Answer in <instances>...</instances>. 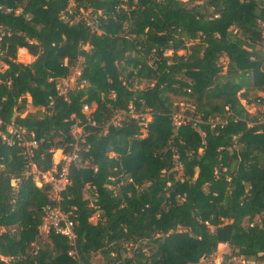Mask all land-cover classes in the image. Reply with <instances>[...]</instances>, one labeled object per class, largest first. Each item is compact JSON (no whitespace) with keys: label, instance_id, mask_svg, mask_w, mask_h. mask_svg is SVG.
<instances>
[{"label":"trees","instance_id":"1","mask_svg":"<svg viewBox=\"0 0 264 264\" xmlns=\"http://www.w3.org/2000/svg\"><path fill=\"white\" fill-rule=\"evenodd\" d=\"M67 9L90 11L96 29ZM263 24L264 0H0L1 128L32 135L47 170L54 150L69 151L74 119L86 122L82 107L96 106L60 204L76 215L79 264H197L220 244L224 264L264 263V126H248L240 103L264 91ZM19 49L34 60L18 62ZM76 68L59 95L54 81ZM170 96L196 104L186 114L204 137L191 122L174 127ZM28 105L37 112L23 116ZM130 107L150 111L145 135ZM116 112L126 115L113 126ZM0 163V264H76L64 237L40 241L49 192L24 176L20 147L0 140Z\"/></svg>","mask_w":264,"mask_h":264},{"label":"built area","instance_id":"2","mask_svg":"<svg viewBox=\"0 0 264 264\" xmlns=\"http://www.w3.org/2000/svg\"><path fill=\"white\" fill-rule=\"evenodd\" d=\"M67 13L69 16H73V21L76 23L83 22L91 27L92 30L96 29L94 19L96 18L94 15L92 16L90 11H80V13L75 14L72 10L67 9ZM61 18H64V14H61ZM264 27V24L262 25ZM86 48V47H84ZM185 52L178 53L180 55ZM171 51H167L166 55H170ZM253 60V57L251 58ZM226 61L225 57H221L219 59V65L223 66V69H226ZM263 72H264V62L262 64ZM80 75V70L77 71V77ZM76 77V78H77ZM62 79L55 80L56 90L59 95H65L67 90H62L60 88ZM75 80L71 82L74 83ZM72 89V88H70ZM189 92V90H188ZM243 101V102H242ZM240 100L241 105L246 110V113L249 117L248 126H264V111L259 113L256 110H250L247 106L248 102L246 99ZM29 102V101H28ZM258 103L263 104L264 108V98L263 96H259L257 99ZM95 104L84 105L82 107V114L85 118L86 122H83L79 119H74L72 124L69 127V134L72 138V143L69 144V151L65 152L64 149H56L53 151L51 157V166L47 170H41L37 167L34 162V156L38 149L39 142H37L32 135H29L24 130L18 129L13 123L3 125L0 119V140L6 146H18L21 149L22 156L25 159V173L24 176L26 178H30L32 182L38 188H47L49 192V202L47 205L43 207V216L41 220V224L38 227L39 234L48 239V236L53 233L58 236L64 237L69 246L71 247L68 251L67 255L76 261V264H79L77 254H76V241L77 235L75 232V228L77 226L76 215L72 210H63L61 208V199L62 194L66 191L67 187L70 185L69 179V169L71 166H80L81 165V153L86 152L88 146L85 147V138L87 135L86 125L91 124L93 117L92 114L95 110ZM130 111L128 112V116L135 120L136 124L140 127L142 133L145 135L147 125L151 122L152 116L148 109L140 110L139 112H135L133 107H130ZM44 112V109H43ZM126 115L124 112H116L114 117L111 119L110 124L113 126H118L120 124V116ZM191 122L192 127L195 131L201 136L204 137V134L201 132L198 124L200 123L199 117H175L173 115L172 123L174 127L178 128L183 123ZM211 127L215 125H220L221 127L226 125V121L211 120L209 122ZM264 129H260L258 133H262ZM55 153L59 154L58 157H55ZM175 167L174 170L181 171V165L178 163L177 155L173 156ZM86 163V162H85ZM4 169V165L0 163V172ZM10 185L14 191L17 190V181L11 180ZM110 188V187H109ZM3 227L0 226V234L4 231ZM209 257L202 258L198 264H210ZM10 258L2 257V261H9Z\"/></svg>","mask_w":264,"mask_h":264},{"label":"rangeland","instance_id":"3","mask_svg":"<svg viewBox=\"0 0 264 264\" xmlns=\"http://www.w3.org/2000/svg\"><path fill=\"white\" fill-rule=\"evenodd\" d=\"M182 1L186 2L187 0H182ZM190 5H193V3H186V6H188V7ZM233 32H236V30H233ZM262 36L264 37V27H263ZM178 53H182V51H178ZM28 57L30 59H27V56L25 57V56L21 55V53H19V50L17 51V61L18 62H21L24 64H29L34 60V58L32 56H30L29 54H28ZM3 69H5V66L2 63H0V70H3ZM79 70H80V68L73 69L71 71L70 75L68 77L64 78V80L61 81V83H59L60 88L62 90H68L70 88H73L74 83H72L71 81L76 79L77 71H79ZM148 85H150L148 81H143L141 84V87H146ZM259 96H263V98H264V91H259V92L250 91L248 93V98H247V100L252 102V103L247 104L248 108L250 110H256L257 113L264 111L263 104L257 102L256 98H258ZM170 98H171L173 106H174L173 110L175 109V113H174L175 117H189L188 114H186V113L187 112L192 113L193 110L195 109V107H197L193 101H189L186 98H183L180 96H178V97L170 96ZM27 100L30 102L29 97H27ZM242 100L243 99H241V101ZM254 100H255V102H253ZM39 111H40V113H43V109H40ZM36 112L37 111L35 109H31L30 105H28L26 107L25 112L23 113V116H25L27 113L35 114ZM54 155L57 158L59 154L55 153ZM180 176H181V171H178V175L176 176V178H179ZM84 197L86 199H88L89 201H92L94 198V196L92 195L91 189H89L88 187L85 189ZM96 219H97V217H96V215H94L90 219V221L94 224V223H96ZM40 241L41 242H48V240L42 236H41ZM229 255H230L229 248L226 245H219L216 253L212 257H210L208 260H209L210 264H224L226 262V257H228ZM230 260L234 261L237 264H264V263H260V262L255 263L253 261H246L245 262L241 258H236V257L233 259H230Z\"/></svg>","mask_w":264,"mask_h":264},{"label":"crops","instance_id":"4","mask_svg":"<svg viewBox=\"0 0 264 264\" xmlns=\"http://www.w3.org/2000/svg\"><path fill=\"white\" fill-rule=\"evenodd\" d=\"M21 51L26 52V54H27V59H30V58L28 57V53H27V51H26L25 49H19V52H21ZM220 245H224V244H220Z\"/></svg>","mask_w":264,"mask_h":264}]
</instances>
